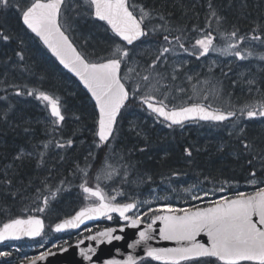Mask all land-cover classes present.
Here are the masks:
<instances>
[{"label": "snow or ice", "instance_id": "6c2138e0", "mask_svg": "<svg viewBox=\"0 0 264 264\" xmlns=\"http://www.w3.org/2000/svg\"><path fill=\"white\" fill-rule=\"evenodd\" d=\"M9 8L16 9L24 29L34 34L59 64L77 77L90 94L91 100L94 101L93 135L97 148L110 146V142L115 138L119 120L128 110L129 103L133 102L138 103L142 110H146L154 118V122L168 128L183 129L186 124L200 122L219 128L226 122H231L229 135L238 129L237 135L242 136L245 128L240 125L244 120L264 121V97L243 105L238 112L235 109L225 111L213 107L208 102L207 94H204L203 99L199 101L189 97L187 102L172 104L169 101V92L162 91L165 87L163 81L167 79V75L159 70L169 66L170 57H176L171 74V79L175 81L178 78L177 73L188 63L187 60L180 58L181 54L195 56L199 60L210 52H216L222 56L234 57L237 61H245L253 56L264 61V53H254L250 48L242 47L246 40L264 45V29L259 25L247 36L240 35L239 29L231 32L217 30L220 40L224 41L222 47L216 46L217 37L212 31L193 27L192 31L198 32V35L189 47L186 46L188 39L185 29L172 28L163 13L130 3V0H0V10ZM82 19L91 21L104 30L107 37L105 41L107 51L104 55H97L95 50L91 52L80 50L75 45L77 21ZM151 20H158L160 23L154 24L149 29L146 22ZM211 20H215L219 25L223 17L217 14L210 3L209 23L206 26L208 29L211 28ZM174 32L177 34L173 35ZM150 35L162 36V43L156 42L151 63L141 65L136 59L135 50L145 44ZM11 39V36L0 31V40L8 42ZM20 43L24 44L23 39ZM15 55L20 62L24 61L23 51H16ZM187 79L191 81L193 77L188 76ZM247 84L251 93L256 81L249 79ZM9 87L16 89V96L26 94L42 102L50 113L51 123L55 127L61 126L65 121L63 102L59 96L38 89H27L25 92L16 85ZM176 91L183 93L185 90L177 87ZM257 92H259L258 88ZM194 94L200 95L195 88ZM76 119L79 117L77 116ZM48 143H44L45 149ZM240 143L246 153H251L253 147L251 143L245 139H240ZM72 144L71 139L66 142H56L57 148H65ZM222 147L221 145V149ZM184 151L188 157L192 156L189 148H185ZM24 155V151L21 150L16 159H22ZM40 155L43 157L44 153L41 152ZM89 155L91 156L92 153ZM253 159L260 160L261 171H264V150H261L258 156H253ZM248 163L251 165L252 161ZM90 167L91 165L87 164L84 169H80L83 180L79 188L86 202L85 205L69 219L57 223L53 231L79 228L85 221L99 217L111 220L112 214L115 213L121 220L128 222V227L135 228L144 224L143 230L138 232V239L128 247L135 249L137 245L143 243L145 257L158 264H264V186L257 187L251 193L233 189L232 195H221L211 199L215 192L224 193L233 186L225 180L221 182L219 188L198 191L203 183H215L210 177L204 176L202 181L197 180L183 191L193 201L205 202L207 206L176 207L168 202L170 198L168 190L170 189L172 193L177 192L172 180L169 179L164 190L165 195H154L155 200H164L165 203L152 207V200H139L132 196L128 197L130 202H119L117 197H124L123 191L114 190V194H110L101 186V180L110 181L114 176L119 175V170L110 163L108 156L105 157V162L97 173L95 187L91 186L87 179ZM122 167L124 168L122 183H127L129 166L124 164ZM180 175L181 173L176 171L173 172L172 177L179 178ZM148 180H151L150 176ZM0 183L10 185L11 180L7 179L6 175ZM133 183L142 184L145 181L138 177ZM248 183L256 186L264 184V180H258L257 172L253 169ZM37 191L39 193V189ZM152 191L157 192L156 189ZM52 195L54 198L56 194ZM48 204L49 200L45 197L44 207H37L35 211L44 212ZM145 205L146 210H142ZM146 219L150 222L145 223ZM157 221H159V239L173 242L174 247H152L148 244V241L154 239L153 226ZM43 231L44 222L37 216L10 218L0 226V242L19 240L22 237H39ZM115 231V228H105L103 231L88 235L86 239L94 240L97 244L121 240V236L114 235ZM119 231L123 232L124 227H120ZM202 235L207 237L206 241L199 239ZM83 242L79 241V244ZM60 251L66 249L61 248ZM94 252L95 249L92 247L81 249V255L87 261H91L90 253ZM52 254L50 251L41 252L38 256L26 257L21 264H37L45 256ZM10 255V252L0 251V257ZM105 264H142V259L138 260L137 257L128 255L123 260L112 259Z\"/></svg>", "mask_w": 264, "mask_h": 264}, {"label": "trees", "instance_id": "16d2710c", "mask_svg": "<svg viewBox=\"0 0 264 264\" xmlns=\"http://www.w3.org/2000/svg\"><path fill=\"white\" fill-rule=\"evenodd\" d=\"M130 3L143 5L148 9H156L157 12H161L167 17L172 28L185 29L188 39L186 46L189 47L198 35V32L192 31L193 27L212 31L213 35L217 37L215 43H224L220 40L218 31L231 32L234 29H239L240 35L247 36L258 25L264 29V0H130ZM210 3L217 14L223 17V21L217 25L215 20H211V28L208 29L206 26L209 23ZM9 10L14 20L11 21V24L29 35L31 47H25L13 32L5 30L6 23L9 22L6 19L10 18V14L7 16V10H0V31L12 37L8 42L0 40V61L7 67L8 59H13L16 68H25L29 73L33 69L37 71V74L45 73V82L41 84H31L26 88L16 86L24 89L25 92L27 89H38L59 96L63 102L66 119L59 127H55L53 124L43 125L41 122H37V116L41 112L33 107V105L44 107L42 102L26 95L29 108L25 110L18 102L23 95L16 96L15 88L0 89V98H3L0 99V104L4 103L6 107V109H2L3 107L0 106V178L4 180L7 175L11 184L3 183V185L12 187V193H15L16 199L21 204H26L25 207L28 208L24 212L25 209L13 205L14 203L10 204V200L8 201L3 190L0 192V222L5 221L8 214L12 216L29 213L42 215L43 212L34 211L33 203L38 207H44L45 197L50 203V197H53L52 194L55 193L53 201L56 200L57 194L64 190L66 185L69 186L70 190H77V184L83 180V173L80 169H84L87 164L91 165L88 168L87 179L89 184H92L106 157L105 147H95L93 135L94 108L87 95L73 78L62 71L39 42L23 28L19 20V13L12 9ZM169 13L171 15H168ZM155 22L160 23L158 20ZM176 34L173 33V35ZM147 40L162 43V36L150 35ZM252 43L256 42L246 40L242 47L245 48L246 45ZM101 49L104 52L101 55H104L106 52L103 50L104 48ZM16 51H23V62H20L16 57ZM35 54L40 58L37 57L34 60L30 56H35ZM97 55L99 54L97 53ZM149 61L151 62V59ZM159 70L166 73L164 67ZM1 71L0 68V73ZM257 83L259 93L251 97L241 90L238 82L234 83L233 79H228L224 72L219 76L209 77L203 89L204 91L212 89L216 91L219 102L215 103V107L228 110L235 109L238 112L243 105L264 97V71L258 73ZM163 84L165 85L163 91L169 92V95L172 94L173 90L169 80L165 79ZM133 104L137 105L138 103L133 102ZM17 113L18 115H16ZM12 114L17 120L14 125L16 122L23 125L24 120L29 122L20 128H15L14 125H9L11 118L8 116ZM77 116L79 119H76ZM82 125L84 126L80 127ZM54 127L55 131H53ZM256 128L255 130L247 128L242 136H233L227 153H218L219 156L206 154L199 159H194L192 165H187L189 174H193L195 170H211L213 175H221L222 178L241 183L249 179L253 169L257 172L258 178L263 176L264 171H261V162L259 159H253V156H258L260 151L264 150V128ZM84 130H89L90 133H85ZM23 138L27 139L23 140ZM69 139L73 141L71 146L57 148V141L66 142ZM240 139H245L252 144L251 153L244 151ZM79 140L89 143L92 146L91 149L87 151L82 144L77 145ZM49 141L51 143H48ZM182 141L184 142V140L180 141L179 149H183ZM44 143H48L47 149L43 147ZM74 148H77L76 153H73ZM21 150L24 151L25 155L18 160L16 156ZM41 152L44 153L43 157L40 155ZM89 153L92 155L90 156ZM218 157L220 158L218 159ZM170 159L173 158L170 157ZM250 160L252 161L251 165L248 163ZM171 162L172 160L168 159L164 166H172ZM146 163L149 167L155 165L154 160H148ZM11 165L12 168H10ZM37 197L39 198L37 199ZM79 202L78 196H73L69 201V207L76 209ZM73 239L75 237H70L69 241Z\"/></svg>", "mask_w": 264, "mask_h": 264}, {"label": "rangeland", "instance_id": "374dc122", "mask_svg": "<svg viewBox=\"0 0 264 264\" xmlns=\"http://www.w3.org/2000/svg\"><path fill=\"white\" fill-rule=\"evenodd\" d=\"M9 9L17 12L15 8ZM9 9H7V16L10 14V18L6 19V21L9 22L6 23L5 30L13 32L16 38L20 40L23 39V45L25 47H31L29 35L24 31H20L17 26L11 24V21L14 20L12 19L11 11ZM77 24L78 31L75 33L74 41L78 44V47L81 48V50L87 52L95 50L99 55L104 53L101 48H104L103 50L105 52L107 51V49H105L107 48V44L105 43L107 37L102 28L98 27L97 24H93L91 21L83 19L78 20ZM154 24H156L155 20L146 22V26L149 29H151ZM257 43L258 42L246 45L245 49L250 48L254 53H264V46ZM215 44L217 47H222L224 45V43ZM155 45V42L146 40L145 44L137 47L135 50L136 59L140 61L141 65L151 63L149 59L152 60L154 58L153 48ZM30 56L34 60H36L37 57L40 58L36 54L35 56ZM180 58L187 60L188 63H186L183 69L177 73L178 78L175 81L171 79V74L173 61L176 60V57H170L169 66L165 68L167 79L173 90V93L169 95V101L172 104L179 105L182 102H187L189 97H192L193 100L199 101L203 99L204 94H207L208 102L214 107L215 103L219 102L216 91L213 89L210 91H204L203 87L209 77L212 78L214 75L219 76L222 73L224 74V72L228 79H233L235 83L238 82L241 90L246 94L254 97L259 93L257 92V88L259 89L257 76L260 71H264V61L257 59L255 56L245 61H237L234 57L222 56L216 52H210L199 60H197L195 56L190 57L187 54H181ZM39 60L41 61V59ZM213 61H215L214 64ZM0 68L2 69L0 73V89H7L9 85H18L26 88L31 84H41L42 82H45V73L37 74V71L34 69L29 73L25 68H16L13 59H8L7 67H5L3 62L0 61ZM126 70L127 69L125 68V71ZM188 76H192L193 79L189 81L187 79ZM249 79H255L256 81V84L252 86L251 93L249 92V85L247 84ZM177 87L183 88L185 91L183 93L177 92ZM194 88L196 92L200 93L199 96L194 94ZM18 102L23 109L28 110L29 104L26 94H24ZM0 106L3 107L2 109H6L4 103H1ZM33 107L34 109L41 110V114L37 116V122H41L43 125L52 124L50 113L46 109L43 111V106L36 105L35 107V105H33ZM16 115H18V113ZM8 117L11 118L9 125H14L15 121H17L15 120V115L12 114ZM27 122L29 121L24 120V124ZM24 124L21 125V123L16 122L14 126L15 128H20L21 126H24ZM83 126L84 125L80 127ZM231 127V122H226L224 126L219 128L211 127L207 123H189L186 124L183 129L180 127H177L176 129L168 128L161 123L154 122V118L150 116L148 112L142 110L140 105L130 104L128 110L124 113L123 118L118 122L115 138L110 142V146L107 147L105 151L106 156L109 157L110 163L119 170V175L114 176L110 181L101 180L100 183L104 185L105 190L110 194H114V190L123 191L125 195L124 197H118V200L120 201L128 200V197L132 196L139 200H152V207H156L157 204L165 203L164 200H155L154 195H165L164 190L167 187L169 179L172 180V184L176 187L177 192L172 193L170 189L168 190L170 193L168 202L176 207H189L205 204V202L202 201H193L191 197L183 191L184 188L196 183L197 180L202 181L204 176L210 177L215 183H203L200 185L198 191L219 188L221 182L225 180L229 181L233 186V188H230L224 193L218 191L215 192V194L210 197L211 199L218 198L221 195H232L233 189L249 193L254 192L257 187L264 186V184L253 186L248 183V180L242 183L231 181L228 178H222L221 175L211 174V170H195L191 175L188 172L187 165H192L194 159H199L206 154L213 156L217 154L219 156L218 153H227L229 151L231 138L233 136H238V129L236 132H233L232 135H229ZM240 127H244L245 130L247 128H253L255 130L257 129L256 127L264 128V121L259 119L252 121L244 120ZM94 130L95 128L93 129V133ZM85 133H90V131H85ZM26 139L23 138V140ZM181 140H184V142H181L183 149H179V143ZM81 144L87 151L92 147L89 143L81 142V140H79L77 145L80 146ZM221 145L223 146L222 149ZM185 148L191 150V157H188L185 154ZM141 149H143V151H141ZM76 152L77 148H74L73 153ZM120 157H123V159H120ZM170 157L173 159H170ZM219 158L220 157H218V159ZM168 159L172 160V166L165 167L164 163L167 162ZM148 160H154L155 165L150 167L147 166L146 162ZM124 164L129 166L127 183H122L124 180V168L122 165ZM10 168H12V165ZM176 171L181 173L179 178L172 177L173 172ZM149 176L151 177L150 181L148 180ZM138 177L143 178L145 183H133ZM257 179L264 180V175L259 178L257 177ZM0 181H3V179L0 178ZM153 189H156L157 192L153 193ZM3 190L7 195L8 201L10 200V204L14 203L13 205L25 209L23 210L24 212L28 210V208L25 207L26 204H21L20 201L16 199L15 195L12 194V187L0 183V192ZM75 195H78L77 191L70 190L69 186L66 185V188L57 194L56 200L53 201V197H50L51 202L48 204V207L43 214L46 217L53 219L70 214L73 211V208L69 207V201ZM32 207L35 211L38 206L33 203ZM146 207V205L143 206L142 210H146ZM6 210L9 211V209ZM10 216L12 215L8 214L7 217ZM146 221L147 219L145 222ZM91 229L92 227L85 228L74 235L84 234ZM69 236L70 234H62L53 237L51 232H49L48 234H43L36 240H23L6 243L0 247V251L10 252L11 255L8 257H0V264H21V261L26 257H32L41 252L55 248L53 245H56V248L65 245L70 240Z\"/></svg>", "mask_w": 264, "mask_h": 264}, {"label": "water", "instance_id": "95a60500", "mask_svg": "<svg viewBox=\"0 0 264 264\" xmlns=\"http://www.w3.org/2000/svg\"><path fill=\"white\" fill-rule=\"evenodd\" d=\"M32 35H34V34H32ZM42 46L48 51V49L43 44H42ZM48 53L52 56V54L49 51H48ZM52 57L56 60V58L54 56H52ZM56 61L59 64V61L58 60H56ZM60 67L63 68L72 77H74V79H76V81L84 89V91L86 92V94L90 98V94L83 87V85L80 83L78 78L75 77L72 73L68 72V70L65 69L62 65H60ZM92 103L94 104V101H92ZM80 208H78L76 211H79ZM75 212L72 215L67 216L65 218H62L61 220L55 222L52 225L51 230L53 231L54 226L57 223H60L63 220L69 219L71 216L75 215ZM113 214L116 215L119 218L118 214H115V213H113ZM18 217L27 218V217H22V216H18ZM37 217L40 218L41 220H43V222H44V219L42 217H40V216H37ZM103 218H105L106 220L109 221V219H107L106 217H99V218H97L95 220L85 221V223L81 224L79 228L65 229V230H62L61 232L53 231V233L57 234V233H64V232H69V231H77L81 227H84V226H86V225H88L90 223L98 222V221L102 220ZM119 221L121 222L120 225L109 226V227H105V228H115L116 231L114 232V235L121 236L122 237L121 240H119V241L113 240L111 242L105 241V242H102L100 244H97L94 240L90 241V240L86 239V237L88 235H93L96 232L103 231L105 229V228H102V229H99V230H97L95 232H92V233L88 234L87 236H85V237L73 242L70 245L62 247L64 249H66V251H60L61 248L58 249V250H55V251H50L53 254L45 256V258L43 260H41V261H38L37 264H105L106 261L112 260V259L123 260L128 255H133V256L137 257L138 260L150 259V258L145 257V255H144L145 246H144L143 243H141L140 245H137L135 249H130L128 247V245L130 243H132L133 241L138 239V232L140 230H143L144 224L138 225L137 227L134 228V227H128L127 226V224H128L127 221H123L120 218H119ZM120 227H124V231L123 232L119 231ZM44 228H45V223H44ZM153 235H154V239L151 240V241H148V244L150 246H152V247H174L175 246L173 242L162 241V240L159 239V221H157L156 225L153 226ZM25 238H27V239H35L37 237H35V238L22 237L21 239H25ZM21 239H19V240H21ZM199 239H201L202 241H206L207 237L202 235ZM6 241H16V240H6ZM79 241H84V242L82 244H79ZM3 242H5V241H3ZM3 242H0V244L3 243ZM77 245H79V246H77ZM88 247H92V248L95 249L94 253H90L91 261L85 260L83 258V256L81 255V249H87ZM153 262L158 263L156 261H153Z\"/></svg>", "mask_w": 264, "mask_h": 264}]
</instances>
